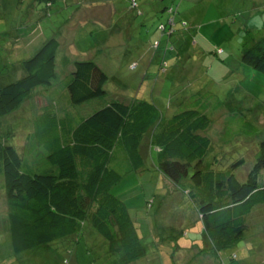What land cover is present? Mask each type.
Instances as JSON below:
<instances>
[{"label": "rangeland", "instance_id": "1", "mask_svg": "<svg viewBox=\"0 0 264 264\" xmlns=\"http://www.w3.org/2000/svg\"><path fill=\"white\" fill-rule=\"evenodd\" d=\"M131 1L51 0L48 5V0H0V83L23 76L21 61L60 30L59 81L67 78L77 59L94 58L109 76L105 97L76 105L74 110L84 115L112 99L147 102L155 104L166 120L183 100L193 103L201 97L204 107L199 108L211 124L200 133L212 139L204 165L224 169L244 157L245 164L236 172L245 178L264 139V73L244 64L241 55L264 36V0H136V7ZM164 8H174L177 20H186L185 50L183 45L179 52L174 48L165 53L167 43L172 48L178 41L161 34L160 24L169 17ZM163 56L168 61L164 70ZM62 111L50 100L49 88H36L15 113L0 120L1 134L9 135L8 140L24 152L33 119L45 112L61 116ZM233 114L250 121L256 132L247 135L233 120L226 124ZM223 131L231 133L228 139ZM25 154L33 163L34 157ZM144 155V165L131 170L124 145L117 143L111 162L112 168L118 163L114 168L122 174L113 191L129 208L145 253L131 264H264V204L248 216L244 239L222 251L221 263L208 239L190 242L201 239L200 215L186 184L171 181L158 169L160 147H152L149 153L146 147ZM80 167L86 169L87 163ZM259 184L264 185V169ZM5 193L0 178V264H112L107 244L99 242L103 237L95 230L100 239L86 233L88 224L81 235L86 234L87 241L72 249L68 247L80 237L53 242V257L44 256L46 246L14 252Z\"/></svg>", "mask_w": 264, "mask_h": 264}, {"label": "trees", "instance_id": "2", "mask_svg": "<svg viewBox=\"0 0 264 264\" xmlns=\"http://www.w3.org/2000/svg\"><path fill=\"white\" fill-rule=\"evenodd\" d=\"M131 2L136 7L137 1ZM165 9L169 17L160 24L161 34L178 41V46L173 44L172 48L167 43L165 53L174 48L179 52L180 46L187 45L183 36L187 34V22L177 20L178 11L174 8ZM59 33L60 30L54 31L32 56L21 61L23 76L7 84L0 83V120L15 113L40 87L50 89V100L65 113L60 116L45 112L35 117L24 152L0 131V178L4 179L14 252L46 246L44 256L53 257L56 253L51 247L56 241L80 237L68 247L72 249L86 240V234L81 235L88 224L90 230L86 233L100 239L95 230L103 237L99 242L107 244L106 253L112 264H131L145 256L129 208L113 191L122 179L115 169L118 163L112 168L113 151L117 143H122L131 170L144 165L146 147L148 153L152 147H160L158 169L171 181L186 184L200 215L201 239L190 242L208 239L216 259L222 263V251L244 239L248 216L264 204V185L259 184L264 169V139L253 154V167L241 179L236 170L245 164L244 157L224 169L204 165L212 139L200 133L211 124V119L199 108L204 107L201 97L193 103L183 100L166 120L155 104L118 99L79 114L73 109L76 105L107 95L105 85L109 76L94 58L77 59L72 62L67 78L59 81L57 53L62 44ZM154 47L158 49L160 42ZM241 61L264 73V36L244 49ZM167 64L163 56L161 69ZM238 116L233 114L225 123L233 120L238 126L241 124L247 135L256 132L255 125L238 120ZM155 128L160 129L158 133H154ZM231 130L230 127L228 131ZM228 131H223L227 139L231 135ZM25 153L34 157L33 163L26 159ZM82 161L87 163L86 169L80 167L85 164Z\"/></svg>", "mask_w": 264, "mask_h": 264}, {"label": "crops", "instance_id": "3", "mask_svg": "<svg viewBox=\"0 0 264 264\" xmlns=\"http://www.w3.org/2000/svg\"><path fill=\"white\" fill-rule=\"evenodd\" d=\"M184 47H187V45L185 44ZM194 246H196L197 244H193ZM196 248H200V247H196Z\"/></svg>", "mask_w": 264, "mask_h": 264}]
</instances>
